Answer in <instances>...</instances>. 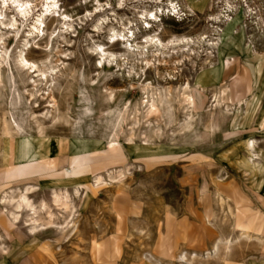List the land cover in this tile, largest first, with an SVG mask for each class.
Wrapping results in <instances>:
<instances>
[{
    "label": "rangeland",
    "instance_id": "rangeland-1",
    "mask_svg": "<svg viewBox=\"0 0 264 264\" xmlns=\"http://www.w3.org/2000/svg\"><path fill=\"white\" fill-rule=\"evenodd\" d=\"M0 64V264H264V0H0Z\"/></svg>",
    "mask_w": 264,
    "mask_h": 264
},
{
    "label": "bare ground",
    "instance_id": "bare-ground-1",
    "mask_svg": "<svg viewBox=\"0 0 264 264\" xmlns=\"http://www.w3.org/2000/svg\"><path fill=\"white\" fill-rule=\"evenodd\" d=\"M52 9V6H48V10L47 11H49V10H51ZM22 15H24L25 16V14H26V11L24 10V11H22V13H21ZM34 29L35 30H38V28L37 27H34ZM22 58V57H21ZM26 61V60H25ZM24 61V62H25ZM0 74H1V64H0ZM187 102H189L190 104H192V101H191V98L188 96L187 97ZM152 109L154 110L155 109V106H153L152 107ZM157 110V109H156ZM156 110H154L153 112H155ZM150 113H151V111H150ZM126 120V119H125ZM7 132H8V130H7ZM8 134V133H7ZM26 192H30V190L28 189ZM69 197L68 196H66L65 194L63 195H60V194H58V193H56L55 194V203L57 204V206L58 205H60V207L61 206H64L65 207V209H68V208H70V204H69V202H68V199ZM5 199V198H4ZM20 202L18 203V205H17V207H16V209H17V211L18 210H21L22 208H23V206H26L27 208H29L30 210H35V207L34 206H32L31 205V202H30V200L28 199V197H27V194H25V193H23L21 196H20ZM5 202L7 201V200H4ZM4 202V203H5ZM42 208H44V209H47V205L46 204H44L43 206H42ZM69 210V209H68ZM35 213V212H34ZM37 213V212H36ZM13 215V218H14V220L15 221H17L18 220V216L16 215V214H12ZM50 215V217L52 218L53 217V215L52 214H49ZM35 216H36V214H35ZM53 219V218H52ZM33 220H34V218H33ZM38 220H34V223H36ZM18 222V221H17ZM50 224V223H49ZM37 228L38 227H34L33 229H32V231H35V230H37Z\"/></svg>",
    "mask_w": 264,
    "mask_h": 264
}]
</instances>
